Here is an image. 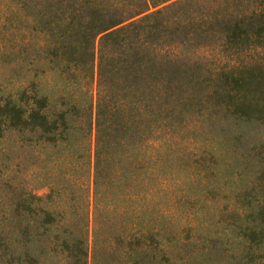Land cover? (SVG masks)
<instances>
[{"label":"trees","instance_id":"obj_1","mask_svg":"<svg viewBox=\"0 0 264 264\" xmlns=\"http://www.w3.org/2000/svg\"><path fill=\"white\" fill-rule=\"evenodd\" d=\"M190 2L29 0L45 72L55 71L59 80L55 96H23L24 106L17 100L9 116L13 131L30 129V146H40L45 164L40 188L26 190L14 171L15 264L27 262L23 256L32 262L39 247L45 262L58 264H234L235 241L246 249L263 229L250 196L248 217L227 213L223 231L200 236L196 230L191 237V230L171 225L169 171L182 160L192 99L214 85L212 107L220 108L225 87L241 82L208 68L201 45L192 53L186 46L211 33L223 32L230 43L264 33V15L256 13L210 23L184 20L181 8ZM223 105L230 116L223 130L227 155L240 140L230 122L239 112L236 104ZM198 138L195 164L215 178L224 155L218 138L212 139L216 147L206 144L207 136ZM22 142L16 139L15 156ZM238 161L227 165L226 179ZM193 244L200 251L191 257Z\"/></svg>","mask_w":264,"mask_h":264},{"label":"rangeland","instance_id":"obj_2","mask_svg":"<svg viewBox=\"0 0 264 264\" xmlns=\"http://www.w3.org/2000/svg\"><path fill=\"white\" fill-rule=\"evenodd\" d=\"M28 2L0 0V264H15L10 245L13 237L10 187L14 171L19 170L20 184L29 190L40 188L45 170L40 146H30V129L22 125L20 130L13 131L9 116L14 102L21 100L23 107L25 98L31 97L32 93L51 92L55 96L59 80L55 71L45 72L41 36L33 33L34 23L28 15ZM181 9L184 20L210 23L216 19H241L253 13L264 15V0H192ZM206 37L208 39L198 44H188L186 51L192 53L201 45L208 68L226 77L234 76L241 82H230L225 87L228 96L217 102L220 108L212 107L216 104L211 98L217 90L214 85L204 87L192 99L185 120L186 142L182 146V160L169 171L173 195L166 206L174 230L179 232L187 228L191 230V237L196 230L197 235L206 236L209 232L223 231L226 224L222 222L229 212L246 219L251 199L253 207L260 210L259 224L263 229L256 231L246 249L241 239L235 241L238 259L234 264H264V33H252L248 40H236L235 43L227 42L228 36L223 32ZM226 102L236 104L239 115L230 121L231 131L240 139L233 143L234 149L230 148L227 155L224 154L226 137L223 130L227 129L230 116L224 109ZM205 136L208 137L206 144L215 147L213 140L218 138V149L224 154L220 157L215 178L200 173L195 164L202 146L198 137ZM18 138L23 142L15 156ZM48 154L53 155V151ZM235 158L239 160L237 168L233 177L226 179V167L232 165ZM189 250L190 256L194 257L200 248L193 244ZM30 257H33L32 262L23 256L27 260L24 264H58L55 260L45 262L41 247Z\"/></svg>","mask_w":264,"mask_h":264}]
</instances>
